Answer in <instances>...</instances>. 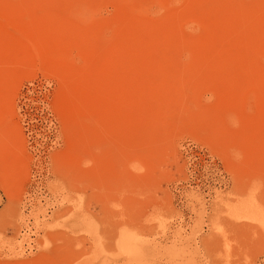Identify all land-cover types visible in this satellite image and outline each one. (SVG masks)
I'll use <instances>...</instances> for the list:
<instances>
[{"label": "rangeland", "instance_id": "rangeland-1", "mask_svg": "<svg viewBox=\"0 0 264 264\" xmlns=\"http://www.w3.org/2000/svg\"><path fill=\"white\" fill-rule=\"evenodd\" d=\"M0 264H264V0H0Z\"/></svg>", "mask_w": 264, "mask_h": 264}]
</instances>
